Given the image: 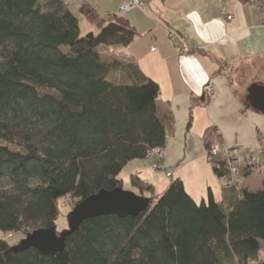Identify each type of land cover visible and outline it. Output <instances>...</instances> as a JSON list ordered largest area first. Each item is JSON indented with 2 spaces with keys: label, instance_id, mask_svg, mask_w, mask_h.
Listing matches in <instances>:
<instances>
[{
  "label": "trees",
  "instance_id": "trees-1",
  "mask_svg": "<svg viewBox=\"0 0 264 264\" xmlns=\"http://www.w3.org/2000/svg\"><path fill=\"white\" fill-rule=\"evenodd\" d=\"M77 13L101 29L81 36L61 0H0V234L56 228L59 200L121 188L129 162L166 145L158 84L131 58L105 52L128 46L136 29L122 17L105 24L89 4ZM215 141L208 129L206 151ZM206 156L229 179L226 155ZM235 167L239 179L255 170L246 159ZM130 183L149 194L137 216L87 219L54 256L14 252L22 239L0 238V264H264V184L228 206L210 192L196 202L179 178L159 195L137 174Z\"/></svg>",
  "mask_w": 264,
  "mask_h": 264
},
{
  "label": "crops",
  "instance_id": "crops-1",
  "mask_svg": "<svg viewBox=\"0 0 264 264\" xmlns=\"http://www.w3.org/2000/svg\"><path fill=\"white\" fill-rule=\"evenodd\" d=\"M48 1L40 0L42 4ZM61 1L78 16L80 25L88 24V32L97 33L101 25L88 23L78 15L83 4L92 6L105 24L122 17L136 29L138 34L128 46H113L105 52L131 58L146 77L158 84L157 116L170 127L162 149L170 178L181 179L196 202L206 200L210 192L216 202L228 206L240 189L254 192L262 188L264 113L253 109L246 95L252 84L264 87V1L141 0L140 7L122 15L119 8L128 0ZM227 16L232 19L226 20ZM170 29L176 37L169 36ZM182 42L191 54H179ZM208 83L212 84L210 95L203 92ZM208 129L220 134L221 142L236 148L242 158L259 159L256 171L261 179L255 189L250 187L252 174L240 179L242 186L231 188L227 180L217 178L206 156ZM259 148L263 150L261 157ZM147 159L131 161L124 169L131 167L129 172L153 185L154 194L159 195L170 178L162 171L153 170L161 172L160 178L153 174L148 164L153 160Z\"/></svg>",
  "mask_w": 264,
  "mask_h": 264
},
{
  "label": "water",
  "instance_id": "water-1",
  "mask_svg": "<svg viewBox=\"0 0 264 264\" xmlns=\"http://www.w3.org/2000/svg\"><path fill=\"white\" fill-rule=\"evenodd\" d=\"M246 98L250 106L264 113V87L252 84L247 89ZM149 199L122 188L100 190L79 203L67 215L68 227L62 233H57L55 227L35 230L27 234L14 248V252L30 248L41 255L54 256L62 251L66 237L79 229L80 224L91 218L115 215L119 218L137 216L146 210Z\"/></svg>",
  "mask_w": 264,
  "mask_h": 264
},
{
  "label": "built area",
  "instance_id": "built-area-1",
  "mask_svg": "<svg viewBox=\"0 0 264 264\" xmlns=\"http://www.w3.org/2000/svg\"><path fill=\"white\" fill-rule=\"evenodd\" d=\"M141 6V0H128L127 2L123 3L119 8V14L122 15L129 11L132 8H137ZM231 16H227L226 20H231ZM169 36L171 38L176 37V33L173 30H169ZM155 50V48H152ZM178 52L180 55H189L192 53V50L183 42L178 45ZM203 92L207 95H210L212 93V84L208 83L203 87ZM259 157L263 154V150L259 148ZM219 153H224L227 157V172L229 173V179H227L228 186L237 185L240 181L239 177L237 176V169L235 167V164H238L242 160H245L248 162V164H251L254 166V169L260 166V161L257 158L254 157H247L242 158L238 154V150L236 148H230L226 146L223 142L215 141L213 142L210 147L207 150V155L210 156H216ZM148 158H153L152 162V169L155 171H162L165 174L166 178L171 177L170 170H168L167 166L163 162L162 159V149H157L149 153ZM222 180V179H221ZM7 237H10V234H7Z\"/></svg>",
  "mask_w": 264,
  "mask_h": 264
},
{
  "label": "rangeland",
  "instance_id": "rangeland-1",
  "mask_svg": "<svg viewBox=\"0 0 264 264\" xmlns=\"http://www.w3.org/2000/svg\"><path fill=\"white\" fill-rule=\"evenodd\" d=\"M88 24L85 23V27L84 25H80V29H81V36H84L86 32V26ZM254 74H258V71L255 70ZM40 93H48V94H52L51 91H48V90H41ZM149 160V158L147 159ZM149 164V168H150V163L148 162ZM131 168V167H130ZM129 167H126L120 174V178L122 179V185H121V188L125 191H130V192H133L137 195L138 194V191L137 189H135L131 183H130V174L131 172H129V170H131ZM150 170L152 171L153 174L157 175L158 178L161 177V172H155L153 171V169L150 168ZM257 168H255L254 172L252 173V177L251 179L254 180V182H252L253 184H250V187L251 189H255L256 187V183L259 179H261V174H259L257 171ZM162 174L164 175V173L162 172ZM124 175V177H123ZM174 179H176L175 177L174 178H170V180L167 182V185L173 181ZM241 181V180H240ZM238 182L237 184L242 186L244 184V182ZM247 182V181H246ZM248 183V182H247ZM144 194H148V193H144ZM149 195V194H148ZM141 196V195H140ZM74 201H72L71 199H69L68 197L66 198H63L61 200H59V215L57 217V221H56V232L57 233H62L63 231H65L68 227V224H67V215L69 212H71V210L74 208ZM8 235H3V234H0V238H4L6 239L7 241H9V243L11 245H15L17 244L21 239H23V237H20L19 234H15L14 236H11L10 237H7ZM260 257L261 259H264V245H262V248H261V251H260Z\"/></svg>",
  "mask_w": 264,
  "mask_h": 264
}]
</instances>
